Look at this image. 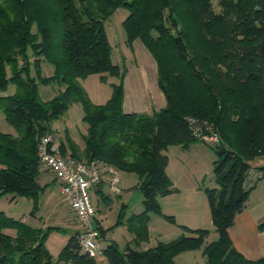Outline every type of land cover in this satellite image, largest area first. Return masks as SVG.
<instances>
[{
    "label": "trees",
    "instance_id": "obj_1",
    "mask_svg": "<svg viewBox=\"0 0 264 264\" xmlns=\"http://www.w3.org/2000/svg\"><path fill=\"white\" fill-rule=\"evenodd\" d=\"M216 1L218 12L213 0H0V100L15 131L0 132V198H27L35 215L47 185L39 178L49 172L37 155L39 139L54 137L52 123L73 103L82 107L86 134L79 144L67 134L60 138V155L135 174L143 197V211L124 223L128 242L122 248L103 244L100 259L83 251L78 230L53 257L46 238L60 227L35 228L0 211V264H175L177 255L192 251L204 264H264V257L246 259L228 235L257 184L244 187L247 173L259 171L264 179V166L251 165L264 160V0ZM120 8L128 12L122 22L126 44L132 48L138 40L156 64L165 106L151 116L123 111L126 71L112 63L104 29ZM43 60L52 64L51 76L41 74ZM95 74L102 82L116 79L103 104L92 103L78 83ZM8 84L15 91L6 95ZM39 84L61 88L42 102ZM196 134L219 140L212 146L219 189L204 190L216 239L208 241V229L182 226L188 236L140 249L149 241V214H160L159 199L176 191L166 173V150L206 143ZM103 184L91 192L107 201ZM125 207L113 227L123 224ZM95 228L101 243L105 231L97 221ZM258 229L264 230V221Z\"/></svg>",
    "mask_w": 264,
    "mask_h": 264
},
{
    "label": "rangeland",
    "instance_id": "obj_2",
    "mask_svg": "<svg viewBox=\"0 0 264 264\" xmlns=\"http://www.w3.org/2000/svg\"><path fill=\"white\" fill-rule=\"evenodd\" d=\"M213 8L218 12L217 1L213 0ZM128 12L120 8L115 11L104 22L106 37L111 48V61L124 69L128 75V87L139 85L143 80H147L150 67L147 68V62L144 57V48L136 44L133 48L126 44V36L122 27V22L127 17ZM147 53V52H146ZM31 73H34L33 60L29 55ZM40 71L43 76H51L53 74V66L48 61L40 62ZM156 77V76H155ZM155 81L154 78L151 80ZM111 82H116L113 77H107V81L102 82L100 75H90L84 79H78L79 85L86 92L89 100L94 104H103L111 96ZM61 86L58 84H39L38 98L42 102L53 99ZM15 91L13 84H8L6 95ZM5 101L0 100V132L15 134L14 129L6 122L3 105ZM83 110L80 104L73 103L69 109L58 120L54 121L51 129L54 135V142L57 144L60 138H64L67 134L76 143L82 141V137L86 134L87 125L83 121ZM213 144L195 142L187 148L180 146H171L166 150L168 157L167 171L172 181L175 183L176 190L181 196L201 194L204 199L205 188L219 189L215 183L213 167L217 155L212 149ZM42 169V168H41ZM49 173V172H48ZM168 174V173H167ZM120 179L119 188L120 195L115 196L110 192L107 185H102V194L108 198L107 201L101 200V196L91 192V201L95 209L96 221L105 231V239L101 241L100 246L107 242L114 241L119 248H122L129 240L130 234L124 225L125 221L132 214H139L143 211L142 193L138 188V179L135 174L118 172ZM41 185L47 184L40 193L39 209L34 216H30L32 210V201L18 197L11 201V195H5L0 198V211H3L8 217L22 219L28 225L35 228L60 227V230H51L46 238V248L49 253L55 257L65 245L69 237L80 228L75 220L73 211L69 204L65 202L61 196L59 185L54 181V176L49 173L46 177L39 178ZM162 199V198H161ZM159 199L160 214H149L148 232L149 241L141 245L140 249H149L157 245V243H168L177 239L182 235L189 234L182 230L183 224L180 223L183 216L172 217L173 221H169L165 213L166 199ZM251 200V197H249ZM253 200V199H252ZM251 200V203H252ZM250 202V201H249ZM173 204V202H172ZM125 205L124 215L121 219L123 224L113 227L118 216ZM96 220V221H95ZM208 229L210 235L208 241L216 239L214 227ZM98 258L101 256L98 254ZM175 264H204L199 251L184 252L174 258Z\"/></svg>",
    "mask_w": 264,
    "mask_h": 264
},
{
    "label": "crops",
    "instance_id": "obj_3",
    "mask_svg": "<svg viewBox=\"0 0 264 264\" xmlns=\"http://www.w3.org/2000/svg\"><path fill=\"white\" fill-rule=\"evenodd\" d=\"M136 44L144 48L138 40L132 44V48ZM144 51L147 52L143 53L148 65L146 69L150 67V72L148 73L150 77L148 76V79L143 80L139 85H132L129 88L126 72L123 84V111L151 116L165 106V100L157 83L156 64L145 48ZM151 78H154L155 81L151 80ZM251 165L252 167L264 166V160H256ZM166 173L170 177L169 172ZM48 174L46 172L44 176L46 177ZM169 179L176 189L175 183L171 178ZM197 193L198 195L190 194L182 197L181 193L176 190L168 196L161 197L167 201L165 202L164 212L172 217L183 216L180 223L191 229L213 226L205 193H203L204 199L199 192ZM249 197H251V200L253 199L252 203L248 198L245 208L236 215L233 225L228 229V235L233 247L239 253L248 260H257L264 257V230L258 229L259 224L264 221V179L257 182Z\"/></svg>",
    "mask_w": 264,
    "mask_h": 264
},
{
    "label": "built area",
    "instance_id": "obj_4",
    "mask_svg": "<svg viewBox=\"0 0 264 264\" xmlns=\"http://www.w3.org/2000/svg\"><path fill=\"white\" fill-rule=\"evenodd\" d=\"M196 136L210 144H217L219 141L216 134ZM37 155L41 166L54 176L63 200L74 213L80 228L78 239L83 251L90 257H96L101 252V246L98 231L93 226L95 209L91 201V190L104 183L111 193L118 194L120 192L118 172L97 160L84 164L61 156L52 135L39 139ZM261 177V172L250 170L246 175L244 187L250 188Z\"/></svg>",
    "mask_w": 264,
    "mask_h": 264
}]
</instances>
